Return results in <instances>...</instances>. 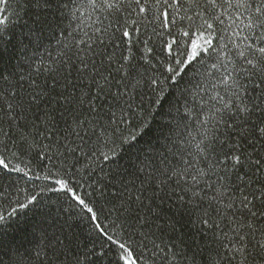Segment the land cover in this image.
<instances>
[{"label": "snow or ice", "instance_id": "6c2138e0", "mask_svg": "<svg viewBox=\"0 0 264 264\" xmlns=\"http://www.w3.org/2000/svg\"><path fill=\"white\" fill-rule=\"evenodd\" d=\"M22 14L33 48L13 62ZM164 104V131L141 147ZM37 210L22 254L28 226L9 225ZM109 252L264 264V0H0V264Z\"/></svg>", "mask_w": 264, "mask_h": 264}, {"label": "trees", "instance_id": "16d2710c", "mask_svg": "<svg viewBox=\"0 0 264 264\" xmlns=\"http://www.w3.org/2000/svg\"><path fill=\"white\" fill-rule=\"evenodd\" d=\"M13 5H15L16 0H10ZM11 11V10H9ZM33 17H30L29 15H23L22 18L17 20L14 25V32L15 37L13 40L8 44V49L13 57V62H15V59H18L22 55H31V50L33 48V45H29L28 49H22L20 41L17 39L20 35L27 33L29 29L33 28ZM27 21V23H25ZM24 44H28L27 40H24ZM55 45V41L51 40L50 37H47V34L45 35V38L43 40V45ZM41 53H43V46L40 48ZM53 55H55V52L53 51ZM47 55L45 54V60H47ZM203 68H201L199 65L195 66L191 72L188 73L187 76H185V81L188 82L189 80L192 81V83H195L197 80L196 73L197 72H203ZM167 109L168 105L164 104L163 110L158 111L154 118L152 119V124L149 126L148 129H145V134L143 139L141 140V147H147L149 144H155L158 141V137L160 136L161 132L164 131V129L161 128V125L167 121L169 118L167 116ZM23 167V165H21ZM42 174V173H41ZM15 175V174H13ZM7 183L9 181H4L5 186H7ZM39 183V181H37ZM11 191V190H10ZM57 193L48 192L43 194V202L45 206H54L57 203ZM20 199H23V195H20ZM13 200H15V196H13ZM60 204H63L64 207H67V204L64 203V200L61 198L59 201ZM41 215L39 214V210H37V213L34 215L32 211L28 212H19V214L14 218V223L9 225V228L12 230L10 232L11 235H15L16 229H21L25 227V225L28 226L29 235L27 240L24 241V247L20 249V253H25V249H28L31 251V249L34 247V244L29 243L28 240L32 239L31 234H35L36 236L39 235V224L41 222ZM74 224L78 223V226L75 227V231L80 234L82 237H86L88 235L89 225L87 221L83 222H76L73 221ZM51 231V230H50ZM21 237L17 235V240H20ZM114 258L115 254L114 252H109L108 255L100 262V264H114ZM5 260L7 261V257H5ZM25 260H28L27 254H25Z\"/></svg>", "mask_w": 264, "mask_h": 264}]
</instances>
